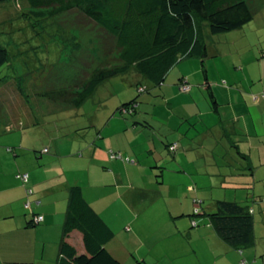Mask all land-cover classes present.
I'll return each instance as SVG.
<instances>
[{
    "label": "rangeland",
    "instance_id": "374dc122",
    "mask_svg": "<svg viewBox=\"0 0 264 264\" xmlns=\"http://www.w3.org/2000/svg\"><path fill=\"white\" fill-rule=\"evenodd\" d=\"M261 1L264 0L248 2L253 18L242 28L206 38V57L203 58V64L217 84L231 86L235 90L236 87L237 90L244 87L243 82L233 76V72L237 71L242 76L246 73L248 81L254 87L260 88L259 78L263 71L261 47L264 46V3ZM260 6L263 8L260 9ZM0 15L7 18L8 10L0 8ZM9 24L0 25L2 31L0 41L8 52V59L0 69V177L7 176V172H10L11 186L19 182L23 187L21 180L16 177L18 173H29L32 166H36L33 168L36 173V168L45 166L48 175H57L55 172L57 171L61 174V179H64L57 181L56 188L62 189L65 180L69 183L75 182L74 185H79L83 189L93 207L114 231L115 236L107 245L112 249L115 242L121 239L120 229L122 230L124 223L121 219L128 215L124 207L122 209L116 194H113V187L103 185L108 183L106 181L109 179L108 170L104 168L106 165L104 157L109 156L110 151L121 153L117 151L119 148L112 146L114 142L122 141L124 144L133 141L135 142L132 144L133 148L143 150L144 160L145 157L146 159L150 157L149 161H152L150 151H153L156 157L160 156L161 151H166V165L179 171L173 173L171 170L172 180L174 178L180 181L183 178L179 162L173 158L174 151L165 148L163 146L165 142L161 141L159 129L163 127L155 126L154 132L146 129L140 120L144 117L157 116L155 118L161 121L166 117L164 106L161 104H166V92L172 87H175L178 94H188L183 93L175 82L170 85L171 81L177 78H173V75L181 69L188 71L198 68L200 71L197 76L203 80L200 59L178 62L161 87L153 85L134 71L110 77L77 107L53 102L39 93L61 87H79L96 67L115 63L116 53L112 37L77 10L59 14L55 21L44 29L47 33L40 29V26L25 25L23 17L15 19L13 25ZM192 77L194 79V76ZM191 82L193 83L192 79ZM139 85L146 86L147 90L139 93ZM202 87L203 89L196 87L194 91L196 99L202 96L207 98L205 85ZM169 95L174 98L175 104L181 103L180 98H175L176 93ZM131 99H135L141 107H137L132 115L121 114L118 107ZM136 117L142 118L137 120L139 124L134 132L130 129L132 124L130 120ZM171 118H174L171 123L179 122L178 126H186L175 115L171 114ZM152 140L155 148L150 150L149 142ZM223 142L222 140L220 144ZM8 147H11V150ZM44 147L50 151L40 154ZM93 150L96 151L94 155ZM231 153L234 154L235 151L232 149ZM50 154L60 155L55 164L41 165V161ZM149 170L156 169H147L148 174ZM33 171L30 173L33 174ZM43 175L45 174L41 171V180L47 177ZM153 175L160 179L157 173L153 172ZM149 178L155 177L151 175ZM225 185L217 184L205 189L204 196L207 202L209 196L213 195L231 198L234 194L239 197L242 192H248L245 186L242 188L239 185H229L230 188H224ZM254 188L256 189L254 193L260 192L264 195V184L257 182ZM157 189L156 185L151 186V189L145 192V197L141 196L145 206L144 219L150 222V227L156 226L155 231L158 233L155 234L157 240L154 236H148L151 232L146 230H141L139 237L135 239L131 236V241L135 242L136 247L142 246L140 252H145L150 247L148 244H157L161 238L166 240V233H160L162 228L166 229V205L162 198H155ZM11 190L17 192L16 187ZM34 194L30 197L32 198ZM60 195L57 199L50 192V199H57L52 200L54 202L51 207L55 208L53 211L58 212L61 204ZM185 195L186 192L182 190L179 191V195L168 197V200L173 206H178L181 198H186ZM182 205L185 207L186 202ZM63 219L61 224L57 221L48 227L45 235L48 239L47 250L44 254L47 260L43 264H54L57 258ZM147 220L141 224L149 229ZM170 226H174L173 222ZM257 227V234H261L259 223ZM122 238L124 239L123 236Z\"/></svg>",
    "mask_w": 264,
    "mask_h": 264
},
{
    "label": "crops",
    "instance_id": "0c3cea01",
    "mask_svg": "<svg viewBox=\"0 0 264 264\" xmlns=\"http://www.w3.org/2000/svg\"><path fill=\"white\" fill-rule=\"evenodd\" d=\"M248 2L251 0H247ZM261 2L264 3V1ZM261 8L263 7L260 6ZM261 51L263 71L259 78L260 88L254 87L248 81L246 73L242 76L240 72H233L234 78L244 84V87L239 90L237 87L235 90L234 87L217 84V81L207 73L206 80L218 103L215 110L214 104H210L208 100V94L207 98L202 96L203 99L202 97L196 99L194 93L196 87L203 89L202 86L205 85L204 76L203 80L197 76L200 70L198 68L188 71L181 69L173 75V78H177L171 81L170 85L185 76L192 85L190 92L186 95L178 94L175 87H172L169 92H166V104H161L164 106L166 117H163L161 121L155 118L157 116L145 117L146 129L155 132V126H157L156 128L158 125L163 127V129H159V135L161 141L165 142L163 143L165 148L170 149V146L174 142L176 143L173 158L178 160L181 168L182 173L180 174L183 178L180 181L171 178V170L173 173L179 171L166 165V151H161L159 157L150 151L152 161H149L150 157L143 159V150H139L137 147L133 148L132 144L135 143L133 141H127L124 144L120 141V143L112 144L120 149L117 151L122 153L121 156L124 159L121 156L112 158L107 155L104 157L106 162L104 168L108 170L109 179L106 181L108 183L103 185L113 187V194H116V198L128 216L121 219V221L124 220L122 230L120 229L121 239L119 238L115 242L114 248L109 247L108 249L120 259L122 264L134 263L130 258L132 253L147 264H264V245H262L264 243V202L254 205L252 243L239 249L225 243L217 235L206 215L192 216L193 203L192 199L188 200L198 196L203 199L202 207L204 204V207L209 209L213 207L217 199L240 201L249 195L245 191L239 197L236 194L231 198L213 195L209 196L207 202V198L204 196V190L207 188L225 183L226 187L224 188H230L229 185H239L242 188L251 186L249 188H253V191L256 192L254 188L256 183L264 184V46L261 47ZM174 67L167 72L166 78L171 75ZM169 93L171 95L176 93L175 98H180L181 103L175 104L174 98ZM171 114L175 115L180 122H184L186 126H178L179 122L171 123V120L174 119L171 118ZM139 118L130 120L131 131H136ZM153 140H155L154 137ZM153 140L149 142L150 150L155 148ZM222 140L224 142L220 144ZM228 143L230 146L236 145L237 149L246 155V158L241 159L236 152L230 153L226 148ZM43 149L40 154L43 153ZM176 149L177 151H175ZM49 151L50 149L47 152ZM94 152L96 151H92L93 155ZM59 156L47 155L41 161V165H53ZM223 156L229 157V162H226ZM127 158L128 160H126ZM231 162L233 165H230ZM236 162H242L243 172H250V174L247 176L238 174L239 171H236V167L239 166V163ZM35 167L29 168V183L35 193L32 198L27 197L23 184L21 187L19 182H15V185L11 186L10 172H7V176L0 177V264H43L46 262L44 254L47 250L48 239L45 235L48 232V227L57 221L58 224H61L62 218H64L68 189L76 183H69L68 180H65L62 183V189L56 188L57 181L64 180L61 179V174L55 171L57 175H48L45 166L36 168L35 173L33 171ZM154 168L156 170H152ZM147 169L152 171L149 170L148 174ZM32 171L33 174L30 173ZM41 171L45 174L43 176L47 175L45 179H42L43 181L41 180ZM153 172L157 173L160 179L156 178ZM138 174H140L139 177ZM151 175L155 178H149ZM190 184L195 185V190H190ZM154 185L158 188L154 194L155 198H162L166 205V229L160 230V233H166V240L161 238L159 243L148 244L147 246L150 247L145 252H140L142 246L136 247L135 242L131 241V236L133 239L139 237L141 230L151 232L148 236L155 238L157 236L155 234L158 233L155 231L156 226L150 227V222L144 219L145 206L141 199V196L145 197V192ZM15 187L17 192L11 190ZM182 190L187 195H185L186 198H181L183 202H186V206L183 207L182 201L178 206H173L168 197L179 195V191L182 192ZM50 192L57 199L61 194L58 212L53 211L55 208L51 207L54 202L52 200L57 199L51 200ZM82 192L92 205L83 189ZM87 192L89 193V191ZM259 193L257 192V194ZM27 199L30 200L33 212L43 214L42 224L44 227L38 226V224L36 226L26 225L27 220L31 218L30 212L24 207ZM191 218L197 222L196 225H192ZM145 220L149 222V229L141 224ZM171 221L174 226H170ZM127 223L128 225H126ZM258 223L262 235L257 234ZM50 261L52 262V259Z\"/></svg>",
    "mask_w": 264,
    "mask_h": 264
},
{
    "label": "trees",
    "instance_id": "16d2710c",
    "mask_svg": "<svg viewBox=\"0 0 264 264\" xmlns=\"http://www.w3.org/2000/svg\"><path fill=\"white\" fill-rule=\"evenodd\" d=\"M0 8L8 10L7 18L0 15V25H13L15 19L23 17L25 25L40 26L44 32L59 14L77 10L112 37L115 63L96 67L79 87H61L39 93L53 102L77 107L110 77L134 71L153 85L161 87L167 72L178 62L200 59L208 100L216 110L218 103L206 80L207 71L203 64L206 38L242 28L253 18L247 0H0ZM7 59V49L0 41V69ZM176 84L180 90L181 85H189L188 90H181L183 93H189L192 87L185 76L180 77ZM146 90V86H138L139 93ZM137 107H141V104L131 99L122 103L118 110L121 114L132 115ZM142 121L141 124L146 126L145 117ZM175 146L176 143L172 144L170 149L173 151ZM226 148L230 153L233 149L241 159L246 158L236 145L230 146L228 143ZM8 149L11 150V147ZM46 151L48 148L44 147L43 152ZM121 155L110 151L112 158ZM223 157L229 162V157ZM230 165H233L232 162ZM238 165V174H250L243 172L242 162ZM22 173H27L26 181L20 178L21 173L16 177L25 186L27 197H30L33 188L29 183V173ZM190 185V190H195V185ZM249 187H244L248 189L249 196L246 199L236 201L220 198L209 209L204 204L202 207V198L193 197L191 215H206L225 243L239 249L248 246L253 241L254 205L264 202V195L254 193L253 188ZM24 207L31 214L26 225L42 223L43 214L32 211L30 200H26ZM38 216H41L40 220H37ZM191 220L192 225H196L194 218ZM114 236L112 228L84 197L82 188L71 185L54 264H122L107 247ZM130 258L133 264H147L133 253Z\"/></svg>",
    "mask_w": 264,
    "mask_h": 264
},
{
    "label": "built area",
    "instance_id": "2783aa9c",
    "mask_svg": "<svg viewBox=\"0 0 264 264\" xmlns=\"http://www.w3.org/2000/svg\"><path fill=\"white\" fill-rule=\"evenodd\" d=\"M180 88H181V90L186 91V90L189 89V85H188V84H183V85L180 86ZM19 176H20V178H21L23 181H26L27 178H28L27 173H21ZM40 219H41V216H38V217H37V220H40Z\"/></svg>",
    "mask_w": 264,
    "mask_h": 264
}]
</instances>
